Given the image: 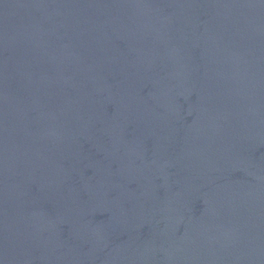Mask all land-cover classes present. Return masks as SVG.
Instances as JSON below:
<instances>
[{
	"label": "water",
	"instance_id": "obj_1",
	"mask_svg": "<svg viewBox=\"0 0 264 264\" xmlns=\"http://www.w3.org/2000/svg\"><path fill=\"white\" fill-rule=\"evenodd\" d=\"M0 264H264V0H0Z\"/></svg>",
	"mask_w": 264,
	"mask_h": 264
}]
</instances>
